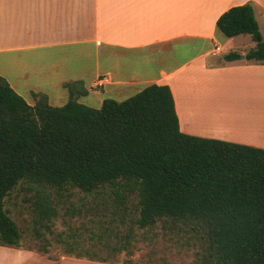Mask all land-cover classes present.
Masks as SVG:
<instances>
[{"label":"trees","instance_id":"obj_1","mask_svg":"<svg viewBox=\"0 0 264 264\" xmlns=\"http://www.w3.org/2000/svg\"><path fill=\"white\" fill-rule=\"evenodd\" d=\"M216 30L249 34L256 44L244 57L264 64L250 3L224 11ZM239 57L230 51L223 60ZM63 86V105L45 93L29 104L0 75V246L21 248L4 207L16 188L33 192L35 221L47 229L56 217L50 189L109 188L118 207L137 197L140 227L163 219L200 227L210 264H264V148L182 132L166 84L100 107L79 101L88 92L82 80Z\"/></svg>","mask_w":264,"mask_h":264},{"label":"crops","instance_id":"obj_2","mask_svg":"<svg viewBox=\"0 0 264 264\" xmlns=\"http://www.w3.org/2000/svg\"><path fill=\"white\" fill-rule=\"evenodd\" d=\"M245 3L253 6L264 40V0H0V75L29 104L34 103L33 93H45L51 102L54 97L43 82L30 85L33 82L26 80L32 68L29 54L68 51L66 57L90 56V72L83 65L70 71L62 59L50 61L41 71L57 73L62 88L82 80L87 91L102 78V93L116 101L149 84H166L182 132L264 148V64L216 56L223 46L240 55L255 46L249 34L226 38L216 30L224 11ZM215 45L221 51L212 54ZM134 51L145 52L148 61L158 59L154 73L121 76L117 56ZM169 60L171 65H162ZM241 117L255 119L259 131L244 127ZM15 253L24 263H38L32 251ZM0 264L10 263L0 257Z\"/></svg>","mask_w":264,"mask_h":264},{"label":"rangeland","instance_id":"obj_3","mask_svg":"<svg viewBox=\"0 0 264 264\" xmlns=\"http://www.w3.org/2000/svg\"><path fill=\"white\" fill-rule=\"evenodd\" d=\"M223 47V51L216 55L219 59L231 51V48ZM65 53L68 51L34 52L28 56L32 68L26 80L33 82L30 85L43 82L45 89L54 97L50 103L56 106L64 104L61 98L67 100L68 90L57 84V73H42L41 67L47 66L50 61L62 59L68 62L70 71L83 65L90 72L94 62L90 56L85 58L69 54L66 57ZM117 58V69L122 77L154 73L159 62L155 57L148 61L146 53L142 51L126 52ZM23 59L25 61L27 58ZM172 62L165 61L162 65H171ZM99 64L100 67L104 66L103 56L99 58ZM100 80L102 78L94 83ZM93 87L94 90L88 89V93L80 96L79 100L100 107L108 96L102 93L101 86ZM94 98L101 99V102ZM245 120L252 121L253 125L247 126L245 122L244 127L253 126L255 129L251 127V130L259 131L255 119L247 117ZM247 123L251 124L249 121ZM48 192L56 209V217L52 219L49 229L35 221L38 215L33 192L18 187L8 194L4 202V207L21 232L19 250L34 252L38 257L35 264H210L205 259L207 240L200 227L170 219L140 227L136 223L139 205L135 195L121 205L123 207H118L109 188L91 193L78 188L50 189ZM14 251L18 249L0 246V257L10 264H29L22 262L29 258L27 252L22 253L23 260L22 255L19 258Z\"/></svg>","mask_w":264,"mask_h":264},{"label":"built area","instance_id":"obj_4","mask_svg":"<svg viewBox=\"0 0 264 264\" xmlns=\"http://www.w3.org/2000/svg\"><path fill=\"white\" fill-rule=\"evenodd\" d=\"M220 51H221L220 46H219V45H215V46L213 47L211 53H212V54H217V53H219ZM102 83H103V80H100L97 84L94 83L93 85H95V86H101Z\"/></svg>","mask_w":264,"mask_h":264},{"label":"bare ground","instance_id":"obj_5","mask_svg":"<svg viewBox=\"0 0 264 264\" xmlns=\"http://www.w3.org/2000/svg\"><path fill=\"white\" fill-rule=\"evenodd\" d=\"M227 109H228V108H227ZM246 118H247V117H245V118L243 117L242 119H246ZM248 119H249V117H248ZM251 119H252V118H251ZM247 121L251 122V124H250V123L248 124ZM247 121L245 120L246 124H245V123H243V124H245V125H247V126H248V125H253V124H252V121H250V120H247ZM253 121H254V120H253ZM219 124H221V123H219ZM219 124H218V125H219ZM219 126H220V125H219ZM221 127H223L222 124H221ZM245 127H246V126H245ZM249 127H250V126H249ZM249 127H248V128H249ZM251 127H252L253 129H255V127H253V126H251ZM251 127H250V130L252 129ZM252 131H253V130H252Z\"/></svg>","mask_w":264,"mask_h":264},{"label":"water","instance_id":"obj_6","mask_svg":"<svg viewBox=\"0 0 264 264\" xmlns=\"http://www.w3.org/2000/svg\"><path fill=\"white\" fill-rule=\"evenodd\" d=\"M257 40H259V38H257ZM240 57H241V58H243V57H244V55L242 54V55H240Z\"/></svg>","mask_w":264,"mask_h":264}]
</instances>
